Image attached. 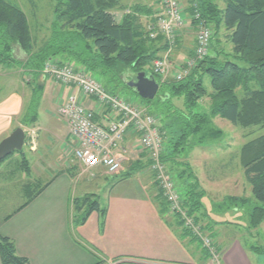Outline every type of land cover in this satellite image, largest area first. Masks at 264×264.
<instances>
[{
  "label": "trees",
  "instance_id": "obj_1",
  "mask_svg": "<svg viewBox=\"0 0 264 264\" xmlns=\"http://www.w3.org/2000/svg\"><path fill=\"white\" fill-rule=\"evenodd\" d=\"M50 1L55 3L50 35L46 42L35 49V39L21 8L0 0V65H15L36 79L48 61H55L59 65L72 63L84 68L93 77L94 74L108 77L110 90H105L112 94H115L117 84L129 88L117 73L120 66L153 77L159 84V94L155 100L141 99L140 105L159 120L163 134L161 161L165 166L174 168V174L181 183L182 194L179 190L178 193L182 209L192 218L194 225L199 226L200 232L211 230L217 223L210 221L203 208L205 193L188 163L179 160L180 154L201 147L222 134L212 125V119L216 117L234 127L257 126L264 129V0H187L191 24L196 25L193 16L197 14L212 26V35H217L223 29L231 52L211 48V39L209 52H212L208 56L197 61L181 81L166 83H160L152 71H144L167 47L162 36L149 39L139 20V17L146 16L153 21L154 12L150 6L135 4L128 8L120 7L119 0ZM217 1L221 2L222 8L217 6ZM115 10L125 12L120 20H116ZM17 47L25 55L24 60L15 59ZM206 77L210 79L209 92L204 86ZM41 96L42 87L36 86L20 118L21 125L32 126L36 123ZM203 98L209 100L207 108L199 105ZM174 99L181 100V108L173 104ZM21 156L17 171L30 176L29 162L25 155ZM240 161L245 180L257 203L249 213V225L255 228L264 221V134L241 147ZM39 183L23 184L21 194L24 192L27 200L1 221L8 220L47 186ZM34 184H37V189L33 191ZM154 200L160 214L168 212L160 190H157ZM224 202L246 206L249 199L229 196ZM73 206L74 224L82 225L93 211L99 212L103 223L106 207H102L95 196L75 198ZM172 218L181 228V235L189 236L202 246V242L192 231L183 227L176 215H172ZM252 251L264 258V244L252 247ZM0 262L30 264L28 259L16 254L13 241L2 235Z\"/></svg>",
  "mask_w": 264,
  "mask_h": 264
},
{
  "label": "crops",
  "instance_id": "obj_2",
  "mask_svg": "<svg viewBox=\"0 0 264 264\" xmlns=\"http://www.w3.org/2000/svg\"><path fill=\"white\" fill-rule=\"evenodd\" d=\"M180 1L185 6L184 11L188 10L189 2ZM18 55H15L17 60H24L22 52ZM15 74L14 82L10 75L2 80L7 92L0 97V141L21 126L20 118L32 94L22 83L20 73ZM21 74L29 80L27 82L35 83L33 89L42 87L39 107L45 104L43 112L37 111L36 123L22 128L25 133L26 130L36 132L31 135L34 137L33 143L36 140L33 146L27 142L30 135H26L25 139L33 157L29 161L30 176L34 175L35 181L40 182L45 172H52V165L56 166V170L54 176L45 183L47 186L25 207L8 220L0 221V235L13 241L18 256L28 259L30 264H213L209 256L204 258L186 254L179 239L170 236L171 228L162 220L151 187L145 175L138 170L131 171L132 174L139 173L121 183L130 184L136 193L116 192L118 185L109 189L103 223L99 212L93 211L82 225L74 224V199L94 193L89 192L87 182L76 181L78 176L67 170L66 160L61 157L60 149L66 147L67 138L73 144L75 142L65 124L53 117L59 107L55 103L57 93H54L57 86L43 75L29 79L30 74ZM3 88H0L1 91ZM68 91V95L76 94L82 105L94 113L99 124L107 125L111 116L94 99L82 96L73 87ZM133 135L139 144L133 132L125 136L122 143L125 150L123 164L126 163V152ZM99 169L102 168L94 170ZM196 177L202 187L201 180ZM78 185L81 186L79 197L76 196ZM151 226L164 234L154 235ZM153 246L161 247L162 252H155ZM218 252V264H252L244 248L235 240L223 249L218 247Z\"/></svg>",
  "mask_w": 264,
  "mask_h": 264
},
{
  "label": "rangeland",
  "instance_id": "obj_3",
  "mask_svg": "<svg viewBox=\"0 0 264 264\" xmlns=\"http://www.w3.org/2000/svg\"><path fill=\"white\" fill-rule=\"evenodd\" d=\"M6 1L19 6L25 14L31 35L35 39V49L46 42L50 35V26L54 20L55 3L50 0ZM135 4L150 6L153 12H156L158 7V0H119L120 7L128 8ZM217 6L219 8L223 7L220 1H217ZM124 13L125 12L123 10H115L114 16L116 20H120L121 16ZM185 15L187 18H189V13L187 10L185 11ZM139 20L143 28L147 31V27L152 22V20L150 18H147L146 16L139 17ZM206 26L210 28L211 31H213L211 25L206 24ZM196 34V25H192L191 22L187 20L186 26L182 30L177 32L175 44L172 46L170 51H168V47H166L159 52V54L157 55V59H163L165 57V54L167 53L168 62V74L164 78H160L161 76L156 78L160 83L174 81V75L179 70L184 69L188 61H194V64L197 63L194 57ZM225 35L226 33L223 29H220L217 35H212L211 48L230 53L231 45ZM157 46L161 47V44L157 43ZM19 52V48L17 47L14 51V56H17ZM18 61L20 60L18 59ZM152 65L153 63L150 65L148 70L145 68L144 71H146V73L147 71L151 72ZM15 72L20 73L19 77L22 80V83H24L32 91V87H34L35 83L27 82L29 80L23 78L21 74V72H24L20 68L11 64H9V66L0 65V88H3L2 80L9 75L13 78L14 82V78L16 76ZM117 73L119 74L120 79L124 83L128 84L129 82L135 81L136 76L139 72L120 66L117 69ZM4 74L6 75L4 76ZM47 78L57 86V89L54 92L57 93V96L56 99H54L57 105H61L68 95V90L71 88L65 86L61 88L62 85L57 83V81L50 77ZM94 78L103 86L104 89L110 90V86H108L107 84L108 77L94 74ZM29 79L33 78L29 76ZM204 86L209 92L210 79L207 77L204 80ZM6 92L7 91L5 88H3L2 91L0 89V97ZM114 93L123 100L134 103V105H140V103H142L141 98L134 92V90H132L131 88H126L121 84H117V87L114 89ZM157 94H159V91ZM47 97L49 98V96ZM156 98H154L153 100H155ZM199 103L201 107L207 108L209 105V100L203 98ZM173 104L179 108L182 107L181 100L174 99ZM44 109L45 104L43 103L40 105L38 110L40 112H43ZM54 113L55 115L52 113L54 119L56 121L59 120V122L65 124L69 133L67 123L59 117L57 112ZM154 118L156 119L158 127L161 128L159 120L156 117ZM212 125L215 130H220L222 134L217 139L208 141L201 147H197L187 152L181 153L179 159L180 161L188 163L194 175H197L199 177V180H201V185L203 188L201 186L200 187L205 193L204 198L202 199L203 208L206 214L209 216L210 221L217 223L213 228H211V230H209L208 232L204 231L203 234H205L204 236L209 239V243H211V246L217 252L218 257L220 256L218 247H220V249H223L229 243L235 240L239 242L240 245L244 248L252 264H264V258L256 255L252 251V247L263 246L264 244V221L255 228H252L249 225L250 210L254 206H256L257 203L253 199L250 186L245 180L244 170L240 161L241 147L246 142L260 135H263L264 129L257 126H251L248 128L234 127L230 123L219 117L212 119ZM21 126V128H24L23 125ZM35 134V131L26 130V135ZM134 136L135 135L132 136L133 138L131 141V145L128 147L129 150L126 152V163L122 165L119 173L113 175H109L104 169H84L79 163H77V161L73 159L72 151L75 144H73L69 138H67L66 147H64V149H60L62 151L61 157L63 156V158L66 160L67 170L72 175L78 176V178L76 179L77 182H87L88 188H90L89 192H92L95 196H98V198L96 197V200L102 207L107 202L109 189L112 190L111 188L117 185L118 186L115 190L116 192L123 191L126 194L136 193V190L132 186H130V184L126 185L121 183L125 181L129 176L131 177L139 172L145 175L144 177L149 183L151 191L154 195L157 193V190H159L158 186L155 184L154 173L151 172L147 166V154L136 142L137 139L136 136ZM34 144H36V140ZM21 153L22 154H20V152H15L12 155L8 156L6 160L0 163V221L4 216L13 212L18 206H20L27 200L25 196L20 194L23 188L22 185L28 182H36L34 179V175L27 176L21 173V171H17L18 163H20L22 160L21 155H25V158L26 160H28V162H31L33 158L29 153L27 143L23 146ZM55 167V165H52V172H45V175L42 177L39 183L40 185L45 184L51 177L54 176V172L56 170ZM171 168L172 167L168 165L165 166L166 171H170V175L172 177L176 190H179V192L181 193V183L174 174V168ZM133 170H138L139 172L132 174L131 171ZM36 187L37 184H34L32 186L33 191L37 189ZM76 188V196L79 197L81 195L79 190V188L81 189V186L78 185L76 186ZM14 191H16L17 193H15ZM229 196L245 197L249 199V202L246 206H233L229 202H224V199ZM165 206H167L168 208V205ZM167 215L170 218H168ZM160 216L162 217V220L168 225L167 227L171 228L169 230L170 236L174 238L177 237L179 239L180 245H182L183 250L186 254L188 253L196 257L200 256L204 258L208 256L211 257L209 255V251L207 249L204 250V248L200 246L198 242L196 243L192 241L189 236L181 235V228L178 227L173 221L172 214L169 212V208L168 212H162ZM151 229L152 231H154V235L164 234L163 232L159 233L158 229L153 226H151ZM202 232L203 231H201V234ZM160 248L158 246L153 250L155 252L161 253L162 250ZM211 259L213 264H216V261H214L212 257Z\"/></svg>",
  "mask_w": 264,
  "mask_h": 264
},
{
  "label": "built area",
  "instance_id": "obj_4",
  "mask_svg": "<svg viewBox=\"0 0 264 264\" xmlns=\"http://www.w3.org/2000/svg\"><path fill=\"white\" fill-rule=\"evenodd\" d=\"M152 19L147 27L149 39L155 40L162 36L168 51L175 44L177 32L186 26L187 20L190 21L180 0H158V7ZM193 19L197 22L194 57L195 61H200L209 54L212 31L197 14ZM194 63L188 61L186 67L174 75V81L184 79L195 66ZM167 67L166 53L163 59L153 62L152 73L156 78H164L168 74ZM42 75L54 79L62 86L75 88L84 97L94 99L98 106L111 116L107 125L99 124L94 118V113L82 105L76 94L66 97L59 105L57 114L67 123L69 135L75 142L73 159L86 170L101 167L109 175L117 174L124 161L125 150L122 143L125 136L130 132L136 134L139 146L147 154L148 168L154 173L155 184L161 191L169 212L181 220L184 228L193 232L202 242V247L209 251V255L218 264L217 252L205 234H201L199 226H195L192 218L182 209L181 196L161 161L163 134L154 116L149 114L145 107L134 105L116 94L109 93L84 68L72 63L59 65L55 61H48L44 65ZM33 141L34 137L30 135L31 146Z\"/></svg>",
  "mask_w": 264,
  "mask_h": 264
},
{
  "label": "water",
  "instance_id": "obj_5",
  "mask_svg": "<svg viewBox=\"0 0 264 264\" xmlns=\"http://www.w3.org/2000/svg\"><path fill=\"white\" fill-rule=\"evenodd\" d=\"M127 86L134 89L142 100H153L159 90V84L151 76L139 72L134 82ZM26 133L21 127L14 129L7 137L0 141V162L15 152H21L25 144Z\"/></svg>",
  "mask_w": 264,
  "mask_h": 264
}]
</instances>
